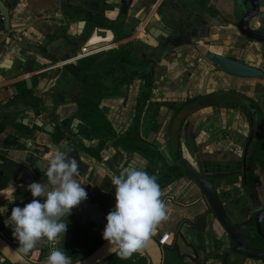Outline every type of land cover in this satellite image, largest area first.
I'll use <instances>...</instances> for the list:
<instances>
[{
  "label": "flooded vegetation",
  "instance_id": "af4514ba",
  "mask_svg": "<svg viewBox=\"0 0 264 264\" xmlns=\"http://www.w3.org/2000/svg\"><path fill=\"white\" fill-rule=\"evenodd\" d=\"M121 1L65 0L68 12L60 9L62 5L60 0L52 1L57 9L46 14L44 19H57L55 12L58 11L60 27L57 33L45 34L40 38L36 42L35 50L39 52L41 58L46 60V65L39 69L49 68L43 77H46L48 83L54 82L48 89L52 100L59 93L58 88L62 87L61 89L65 90L64 95L71 98L72 104L68 103L69 106L61 109L59 114L55 113V117L48 116L53 111L52 108L46 112L45 116L50 122L46 127L51 131L48 134L51 137L48 149L52 150L55 147L60 149L64 144L70 152V154L68 152L69 156L76 158L78 163L77 151L83 147V141H87L89 147H94L96 161L101 159L100 153L103 149H114V155L110 160L113 161L110 168L111 175H118L121 166H136L134 168L157 176L164 202L171 201L183 207L194 198L197 200L196 204H204L203 212L196 216L193 223L186 219L182 220L174 230L172 243L170 242L169 246L167 244L160 247L161 264H192L197 261L203 264L209 262L223 264V256L231 250L233 251L227 257V264H264V257L251 259L234 253L235 245L228 240L225 231L211 214L203 192L181 167H177L178 161L184 160L198 172L197 161L200 162L199 166L203 174L208 177L207 182L212 185L230 225L247 227L244 235L247 241L243 248L244 252H250L255 256L263 255L264 237L255 230V226L257 218L259 217L260 220L264 217V195L263 193V196L260 195L257 187L260 173L264 176V113L253 99L242 93L229 91L210 93L201 97L206 96L203 99L205 100L213 97L214 94L228 95L227 100L220 102H236L235 108L217 105L219 102L204 106L202 100L201 108L189 113L181 111L175 117V108L186 107L189 100L198 97L186 96L183 100L179 99L181 84L186 85L189 80V78L184 79L188 71L194 72L196 66L204 63L215 70L216 77L214 75L213 77L216 81L227 76L206 57L209 53H213L209 50L213 42L207 40L208 23L203 16L202 18L191 12V15L187 16L183 13L179 16L176 11L183 10L185 5L183 0H130L126 14L123 15ZM209 1L200 0L205 14L209 17H217L220 22L226 23L232 20L237 21L242 16V13L233 5L235 0H231L228 14L212 16L210 8H207ZM243 1L249 9L248 0ZM260 1L262 0H258L259 10ZM165 3L171 5L168 14L163 12ZM14 5H6L9 8V17L14 10ZM111 14L115 15L110 17ZM70 15L75 17L74 21H70ZM255 18L250 21L249 27L264 32V20L257 27L252 26L251 22ZM1 20L0 15V26L4 33ZM10 21L4 38L14 40L16 38L12 37ZM71 24L76 25V31L73 34L70 32ZM108 36L109 40H107ZM93 38H97L98 41L91 42ZM241 40L242 42L238 44L240 47L237 49L240 55L249 43H253L242 36ZM258 45L261 49L256 55L264 59L262 49L264 44ZM49 46H51L50 51L46 55L43 54ZM33 50L30 49L32 53ZM187 54H190L188 58L190 62L185 67L184 63L187 60L181 63L180 55L186 57ZM219 56L244 63L234 57ZM25 65L27 66L28 63ZM182 72H184L183 77ZM21 83H23L22 86L16 84V87L21 92V101L29 106L36 100L25 82ZM59 94L63 99L62 93ZM18 95L20 93L12 100L19 101ZM233 96H241L243 100L250 99L249 103L257 109V122H254L250 111L245 113L240 109L241 101L234 100ZM83 101H88L90 104L84 106ZM106 101L117 102L112 112L106 110L104 105ZM211 109L215 111V115L206 116ZM222 109H238L247 122V131L232 132L223 126L222 117L218 113ZM84 111L90 112L89 121H92V129L86 135H84L85 127H87L83 118ZM74 118L80 123L73 125ZM250 119L253 120L254 126L253 138L249 142L252 131ZM201 132L206 137L203 155L198 151L196 144ZM176 135L179 136L178 145H176ZM132 142L141 152L125 149L128 145H132ZM183 149L192 161L184 157ZM149 150L157 153L159 160L152 158ZM46 152L47 150L43 151V155ZM134 155L139 157L138 161L134 160ZM129 160H132L135 165L130 166ZM153 165H155L154 172L151 171ZM43 167L46 169L45 166ZM42 176L46 183L45 173ZM111 188L115 189L112 184ZM192 192L194 197L185 199ZM91 198L94 200L96 196ZM17 200L20 199L16 198L13 203ZM29 202L31 201L27 203ZM7 207L10 216L11 209L9 205ZM3 221L1 218L0 235L9 244L16 241L17 244L13 247L17 249L19 242L13 235H9V229L5 223H2ZM263 221L264 218L261 222ZM64 222L67 223L66 233L61 235L54 245L59 250L71 244L69 232L78 227L80 220L67 216ZM212 223L217 225L219 232L212 231ZM207 227L211 228L210 235L212 233L215 237L209 251L206 248L209 234H205ZM40 242L42 254L39 260L31 259L30 254L26 255L27 260L32 264H43L53 248L43 240ZM68 256L73 263L81 259H74L72 255ZM139 259H145V264H150L145 254L139 257L134 256L132 262L135 263ZM103 262L99 264H104ZM0 264L9 263L2 259Z\"/></svg>",
  "mask_w": 264,
  "mask_h": 264
},
{
  "label": "crops",
  "instance_id": "0c3cea01",
  "mask_svg": "<svg viewBox=\"0 0 264 264\" xmlns=\"http://www.w3.org/2000/svg\"><path fill=\"white\" fill-rule=\"evenodd\" d=\"M6 5H14V10L11 12V33H13L12 38H4L5 35L2 32V27L0 26V102L4 101H11L15 97L21 101L22 98L21 92L16 87V84L24 82L26 76L32 77V81L36 83L31 87V93L35 96V102L32 104L34 109H38L39 106L43 107L39 110V114H36L34 117L33 114L27 112L26 108L23 106H18L17 111L15 112V116L9 110V104L1 107L0 106V122H5L4 126H0V157L6 158L7 160H14L18 161L19 157L22 156L17 151L6 150L2 149L3 143L5 138L9 133H12L18 130H25V125H32L33 123L39 128L37 129L38 132H35L34 139L35 142L39 145V148L43 151H46V154L42 156L43 166L46 168L48 167L49 157L48 153L57 147L52 148L49 150V144L51 142V137L48 134L43 132V128L46 127L50 122L47 119L46 112L52 108L56 114L61 112L65 106H69L71 98L68 97L66 94L64 95L63 92L65 90L59 87L58 92L62 93L63 100L62 104L58 106L56 109H53V100L51 95L48 93V89L54 84V82H47L46 77H38V74H45V72L49 68L41 69L38 71H34L26 76H20V70L22 67L21 60H25L26 62L29 61H38L41 65H46V60L41 58L38 51H36V42L42 38L45 34H55L58 32L60 27V20L58 11L55 12L57 19H44L46 14L48 15L50 12H53L57 9L56 4H54L53 0H4ZM53 3V4H52ZM188 5H184L183 10L177 9L176 13L181 16V14H197L199 16H203L207 21V28L209 33H207L208 41H211V46L209 50L215 54L224 55L228 57H234L239 59L240 61L244 62L245 64L251 65L255 68L261 69L264 73V59L262 56L256 55L259 53L261 46L256 43H249L247 45L249 51L241 52V55L237 52L239 49V43L242 42L241 36L235 31L232 25L228 22H220V19L209 17L205 14V10H203L200 0H188ZM170 4L165 3L163 6V12L165 14L169 13ZM207 8H210L211 11L219 12L220 14H228L231 8V0H210L207 4ZM191 12V13H190ZM211 14V13H210ZM115 14H111L112 17ZM183 15V16H184ZM213 16V15H212ZM202 17V18H203ZM261 20H257L256 24L251 22L252 26L257 27ZM22 33L20 34V32ZM76 31V25H70V32L73 34ZM109 40V36L107 37ZM8 45L9 48L6 47ZM235 46V47H234ZM50 47L48 52L50 51ZM30 49H34L33 53ZM264 52V47L262 48ZM32 54V57H31ZM239 57V58H238ZM17 59V60H16ZM24 64V62H23ZM190 80V79H189ZM189 80L185 86H189ZM205 84V91L201 93H197L196 96H204L210 93H218V92H229L235 91L237 93H242L246 97L253 99V102L262 110L264 113V77L257 78V79H238L231 76H225L221 80L216 81L214 77L208 80L206 79L204 82ZM48 93V94H47ZM194 97V96H191ZM18 101V102H19ZM22 102V101H21ZM67 103V104H66ZM106 110L111 111L115 109L117 102H105L104 103ZM214 110H210L206 116L215 115ZM220 117H222L223 126L227 127L229 131H243L246 132L248 125L246 120L243 118V114L238 109H222L218 112ZM39 115V117H38ZM42 116V117H41ZM25 124V125H24ZM208 138V136H207ZM206 137L201 132L199 133L196 144L198 147V151L202 154L204 152V143ZM21 142H23L21 140ZM109 142V141H108ZM83 147L77 151L79 157V164H80V176L78 177L79 182L82 184V187L85 188L88 196H106L107 199V206L110 210L115 207V189H107V186L111 184L110 181V172H111V158L113 157L114 149H103L100 153V160L96 161L95 159V152L94 147H89L87 141H83ZM91 148V149H90ZM163 149V148H162ZM61 151H68L67 146L63 144ZM182 153L187 160L192 161L186 155L185 149L182 150ZM70 154V152H69ZM203 155V154H202ZM134 160L138 161V156L134 155ZM115 158V157H114ZM114 161H118L113 159ZM129 165L132 166V160H129ZM107 178V179H106ZM109 180V181H108ZM40 183H45L43 176L40 177ZM258 184V191L261 193L260 195H264V176L260 173V177L257 180ZM228 188V187H226ZM233 188V187H232ZM175 190V189H173ZM172 193V192H171ZM174 193V192H173ZM192 194L185 197V199H191ZM263 193V195H262ZM102 194V195H101ZM177 194V193H176ZM172 195V194H170ZM43 202V198H36ZM0 200L3 204H0V207H7L5 204L8 201L4 198V196L0 195ZM6 202V203H5ZM168 206V218L160 223L157 227L159 231V235L161 234H169L171 236V243L173 240V233L178 223L182 220H189L190 222H194L196 216L200 215L204 210V204L197 203L196 199H192L187 203L186 206H179L178 204L172 203L171 201L165 202ZM2 219L5 221L8 215V207L7 212L1 214ZM209 227L206 229V233L210 232ZM212 231L214 233L219 232L216 224L212 223ZM208 240L206 241V248L209 251L212 246L214 234L207 236ZM180 241V240H179ZM169 243L167 246H169ZM168 248V247H167ZM170 250V248H168ZM192 264H203L202 262H194ZM207 264H211L210 262Z\"/></svg>",
  "mask_w": 264,
  "mask_h": 264
},
{
  "label": "clouds",
  "instance_id": "9594fccd",
  "mask_svg": "<svg viewBox=\"0 0 264 264\" xmlns=\"http://www.w3.org/2000/svg\"><path fill=\"white\" fill-rule=\"evenodd\" d=\"M48 157V167L44 169L47 182L30 183L27 190L32 201L23 208L13 207L4 221L19 242L16 251L23 255H28L42 240L55 245L66 233L64 218L88 196L78 179L80 164L76 158L59 148L50 151ZM157 180L156 175L134 167L121 166L118 175H110L116 203L106 216L102 238L108 242V249L122 260L141 252L160 223L168 218V206L162 199L163 192ZM15 192L11 183L0 195L13 203ZM36 198H43V202ZM6 212L7 207H0V214ZM43 264L73 262L70 256L53 247Z\"/></svg>",
  "mask_w": 264,
  "mask_h": 264
},
{
  "label": "water",
  "instance_id": "95a60500",
  "mask_svg": "<svg viewBox=\"0 0 264 264\" xmlns=\"http://www.w3.org/2000/svg\"><path fill=\"white\" fill-rule=\"evenodd\" d=\"M60 2L62 3L60 9L66 10L65 0H60ZM248 2H249V9L245 6L243 0L233 1V5H235V9L240 11L242 13V16L237 21L232 20L229 21V23L232 25L235 31H237V33L240 36L244 37L247 41L254 42L257 44H264V32L260 30H253L249 27L250 21L253 18H255L259 13L258 0H248ZM121 5H122L121 14L122 15L126 14L127 7L130 5V0H122ZM0 15L2 17L1 21H3V30L5 33L9 29L10 17H9V8L6 6L4 0H0ZM217 15H220V13L218 12ZM69 18L70 21H74L75 17L70 15ZM149 33L151 34V31ZM6 47L9 48L8 45H6ZM48 49L49 48H46V52L43 54L46 55V53H48ZM206 57L209 60V62H211L216 68H218L225 74L234 78L256 79L264 76L262 70L258 68H255L245 63H241L236 60L219 56L218 54L209 53ZM20 62H22L20 76H26L34 71L40 70L39 68L43 66L33 61L26 62L24 59L21 60ZM25 63H28V65L26 66ZM60 68L61 67H59V69ZM38 75H39L38 77H42L44 74H38ZM24 82L27 85V88L30 89L33 85H36V83L32 81V77H26L24 79ZM227 99H228V95L214 94L213 97L203 100L202 105L210 106L217 104L222 100H227ZM233 99L236 101H241L240 109L243 110L245 113L250 111L252 116L254 117L253 118L254 122L258 121L257 111H256L257 109L253 107L252 104H250L247 99L243 100L241 96H233ZM62 100L63 99H61V95L59 93L56 94V97L53 98L54 109H56L58 106L62 104ZM7 103L8 101L0 102V106L3 107L7 105ZM32 104L30 103L29 106H26L23 102L21 101L18 102L15 99L9 102V106H12L9 107V110L13 113V116H15L16 115L15 112L17 111L18 106H23V108H26L27 112L33 114L35 117L36 114H39V110L43 107L40 106L38 107V109H34L32 107ZM54 115H56L54 110L48 114V116H52V117H55ZM5 122L3 121L0 122V126H4ZM254 122L253 120L250 119V125L252 131L249 142L253 138ZM75 123L76 124L80 123V121L74 118L72 124L76 125ZM25 126H26L25 130L16 129V131H14L13 134L9 133L7 135V138H5L4 140L2 147L4 151L12 150L22 154V156L19 157L20 162L14 160H7L6 158L2 157L8 162L6 163L0 157V178L3 176H7L6 173H10L11 175L10 177H12L13 185L16 188L15 196L17 194L18 196H16V198L20 199L12 204H10L9 202L8 203L5 202L6 203L5 205L6 206L9 205L11 210L13 207L16 206L23 208L25 206L24 205L25 203H27L28 201H32L33 197L31 193L27 190V186L33 182L40 183V177H42V174L45 173L44 172L45 168L43 167V162H42L43 150L39 148V145L35 142L34 139L35 132H38L37 129L39 128L34 123L30 126L28 125ZM43 132L45 134H50L51 131H49L47 127H44ZM7 140H9V142L11 141V143L10 144L9 142L7 143ZM21 140L23 142H21ZM197 162H198L197 163L198 172L193 170L189 166V164L184 160L178 161L177 167H181L185 171V173H187V175L197 184L199 189L203 192L204 197L207 200V204L210 208L211 214L216 218L218 224L225 231L226 235L228 236V240L235 245V248H233L235 251L234 253L238 255L246 256L251 259L263 258L264 253L263 255L255 256L252 255L250 252L249 253L244 252L243 248L247 243V241L244 239V235L246 234L247 227L246 228L244 226L232 227L230 225L222 209V206L217 198V195L212 188V185L209 182H207L208 177L203 174L201 166H199L200 162L199 161ZM107 189H111V184L107 186L106 190ZM0 204H3L1 200H0ZM69 216L78 218L82 225L91 223L92 224L91 232L96 234L99 232L100 227L106 224L105 220L103 219L104 217L103 210L100 208L98 203L93 202L90 196H87L86 200L82 201L77 207L73 208ZM1 218L2 217L0 214V225H1ZM263 218H261L260 220L259 217L257 218L255 230L264 237V221L261 222ZM2 223H4V221ZM158 236H159V231L158 229H156L155 234L151 237L146 247L142 250L144 254L149 258L150 264H161L162 250L156 243V239ZM15 244H17L16 241H13L11 244H9L0 235V260L2 261L3 259V261L8 262L9 264H32L27 260L26 255L20 254L18 251H16V249L13 247V245ZM108 248H109L108 242L104 241L95 251L75 261L73 264H99L115 254L114 251H111ZM232 251L233 250H231L229 253H226L223 256V264H227L226 261L227 257L229 256V254H231Z\"/></svg>",
  "mask_w": 264,
  "mask_h": 264
},
{
  "label": "trees",
  "instance_id": "16d2710c",
  "mask_svg": "<svg viewBox=\"0 0 264 264\" xmlns=\"http://www.w3.org/2000/svg\"><path fill=\"white\" fill-rule=\"evenodd\" d=\"M211 15H216L217 12L216 11H211L210 12ZM22 86L23 83L18 84V86ZM206 97V96H205ZM205 97H195L191 100L188 101L186 107L184 106H179L178 108H175V117L178 115V113L180 114L181 111H187L189 112H193L199 108L202 107L201 105V101L205 98ZM247 100H250L248 98H246ZM84 106H88V104H90L88 101H83ZM217 105H221L224 106L226 108H235L237 107V103L236 102H229V101H223V102H219ZM83 118H84V122L87 124V127H85V132L84 135H86L87 132H90L92 129V121H89L90 117V112L89 111H84L83 112ZM180 128V126H179ZM178 137L179 136H175V140H176V145H178ZM9 142V140H7V143ZM11 143V141L9 142V144ZM132 145H128L127 148H125L126 150H130V151H138L141 152L138 146H134L133 142L131 143ZM150 153L152 154V158L155 157L159 160V155L151 150H149ZM1 159L3 161H5L6 163H8L5 159H3L1 157ZM155 170V165H153V168L151 169V171L154 172ZM7 176H3L0 178V191H3L4 189H6L8 187L9 184H13L12 181V177H10V173H6ZM169 183V182H168ZM107 197L106 196H99L97 195L96 198L93 200L94 202L98 203L100 208L103 210L104 212V217L103 219L105 220V223H107L106 220V216L108 215V213L110 212L109 207L107 206ZM106 224L104 226L100 227L99 232L96 234L91 233L90 229H91V224H85L82 225L81 223H78V227L74 230H71L69 233L70 235V241L71 244L69 246H65L61 249V251H63L66 255H72V257L74 259H79L82 257H85L87 255H89L90 253H92L93 251H95L105 240H103L102 238V233L103 230L105 228ZM8 227V226H6ZM8 233L9 235H12V228L8 227ZM31 259H40V256L42 254L41 251V242H39L37 244V246L29 253ZM135 256V254H133V256L130 259L127 260H122L120 259L116 254H114L113 256L107 258L103 263L104 264H145V259H139L137 262L133 263L132 259Z\"/></svg>",
  "mask_w": 264,
  "mask_h": 264
},
{
  "label": "rangeland",
  "instance_id": "374dc122",
  "mask_svg": "<svg viewBox=\"0 0 264 264\" xmlns=\"http://www.w3.org/2000/svg\"><path fill=\"white\" fill-rule=\"evenodd\" d=\"M183 4L188 5L189 4L188 0H183ZM261 19L264 20V0L260 1V10H259L257 17L253 20V24L255 25L257 20H261ZM263 25H264V21H263ZM244 51H249L248 47L244 48ZM188 58H190V54H187L186 57L185 56L183 57V55H180V59L182 60L181 63H183L184 60H187L186 63H184L185 67L190 62ZM183 74L184 72L181 73L182 77H183ZM186 75L187 77L184 79H187V78L190 79L189 86L188 85L185 86L184 84H181L180 92H179V99L181 100H183L186 96H190V97L196 96L197 93L204 92L205 84L203 82L206 79L208 80L212 79L213 75L215 76V70L211 66H207L206 64L203 63L202 65L196 66L194 68V72L188 71ZM132 166H134V164H132ZM143 255H144L143 251L135 253V256L137 257L143 256Z\"/></svg>",
  "mask_w": 264,
  "mask_h": 264
},
{
  "label": "built area",
  "instance_id": "2783aa9c",
  "mask_svg": "<svg viewBox=\"0 0 264 264\" xmlns=\"http://www.w3.org/2000/svg\"><path fill=\"white\" fill-rule=\"evenodd\" d=\"M156 242H157V245L159 247H164V246H166L167 244H169L171 242V236L169 234H167V233L166 234H161V235H159L157 237ZM50 245H51V247L52 246L54 247V245H52V244H50Z\"/></svg>",
  "mask_w": 264,
  "mask_h": 264
},
{
  "label": "bare ground",
  "instance_id": "6f19581e",
  "mask_svg": "<svg viewBox=\"0 0 264 264\" xmlns=\"http://www.w3.org/2000/svg\"><path fill=\"white\" fill-rule=\"evenodd\" d=\"M96 41H98V39H97V38H93L91 42H96ZM106 41H107V40H106ZM91 44H92V43H91Z\"/></svg>",
  "mask_w": 264,
  "mask_h": 264
}]
</instances>
